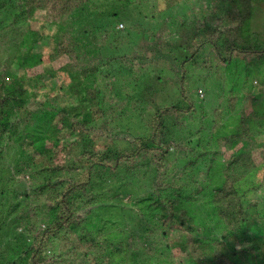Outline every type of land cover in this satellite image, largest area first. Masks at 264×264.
<instances>
[{"label":"trees","instance_id":"trees-1","mask_svg":"<svg viewBox=\"0 0 264 264\" xmlns=\"http://www.w3.org/2000/svg\"><path fill=\"white\" fill-rule=\"evenodd\" d=\"M99 2L97 4L106 11L103 13L111 19L107 27L112 31L102 28L103 33H97L91 27L88 30L89 17L93 18L97 10L96 0H0V51L8 54L7 63L0 65V234L5 227L16 231L23 227L21 221L36 214L32 208L22 211L26 206L20 197L27 200L30 194L43 196L45 191L60 187L61 180L49 178L68 167L59 162L62 156L67 157L79 149L78 162H90V172L93 167L97 169L89 179L93 191L99 189V193L86 203L99 212L114 211L121 217L131 211L129 204H135L138 211L133 228L136 231H129L116 241L109 234L100 235V225H97L95 234L91 235L84 226L92 207L72 214L65 213L60 205L46 204L45 210L55 214V221L65 231L66 242L67 234L80 233L73 235L71 247L64 252L69 259L52 257L47 264H125V260L127 264H148L153 256L157 264H168L167 254L176 255V249L172 242L165 241L177 224L186 232L199 233L187 239V244H199L210 238L211 230L216 234L223 230L222 219L234 225L218 241L223 252L199 259L196 264H245V261L246 264H264V260L251 259L250 255L242 259V249L238 247L244 246L249 253L264 249V196L260 195L264 191V155L260 150H250L240 140L251 127H264V94L246 90L250 80L264 75V41L251 44L246 35L253 28L255 13L260 7L264 9V0H193L188 14L178 19L179 33L165 36L166 40L184 39L179 50L186 54L178 56L164 52L161 45L146 42L134 45L131 52L124 51L128 40L122 30H117V24L124 17L130 23L128 30L142 35L141 20L145 17L134 19L133 12L138 16L140 13L131 7L142 0ZM179 3L180 0H171L167 7ZM196 4L202 5L200 11L207 14L199 15ZM36 22L41 23L37 30L33 28ZM119 27H123L122 24ZM120 42L122 49L116 53ZM205 42L217 50L218 56L225 57L227 52L230 57L222 58L220 63L225 66L229 82L225 113L234 116L236 121L238 117L237 127L231 134L223 128L212 132L208 111L211 105L201 103L213 86L207 81L200 82L195 76L196 70L206 71L208 66V61L203 60L206 57L200 54ZM45 49L49 51L44 55ZM140 52H148L150 56L143 58ZM157 67L169 82L159 83L162 78L157 77L161 76L156 72ZM13 69L15 72L11 71ZM28 76L31 79H27ZM59 77L63 80L57 86L55 80ZM194 85L195 95L189 97ZM168 88L175 89V101L163 110L156 107L151 117H146L144 106H154L156 98ZM39 92L40 98L37 97ZM106 104L109 105L107 111L102 107ZM110 113H114L111 119H104ZM146 119L149 138L133 136L135 122ZM114 121L123 123L110 132L115 133L113 138L108 139L105 133L99 134L98 139L89 137L94 124L113 125ZM27 128L41 130L36 141L27 136ZM101 136L108 145L122 141L135 144L138 150L134 155L144 163L128 164L125 153L112 147L99 157L111 163H97L93 160L96 156L93 149ZM70 137L76 139L72 143H61ZM170 150L181 155V159L172 162L179 175L164 184L160 176L154 174L152 191L147 196L136 197L138 176L145 175L137 169L153 163L159 168V162ZM7 152L15 154L10 169L12 175L26 167L40 165L32 175H44L46 180L39 188L13 190L12 202L6 201L8 193L3 187L2 174L7 163L2 162V155ZM121 168L123 172L119 171ZM179 184H183V189L175 187ZM229 195H236L240 200L235 202L234 208L218 209L220 217L213 215L214 202ZM202 196L200 214L192 217L188 212L191 209L185 205L195 208ZM97 200L121 203H97ZM154 220L159 221L160 228L156 240L150 239L157 233L152 226ZM194 224H204L211 230L202 232L194 228ZM24 230L30 231L31 226ZM36 236L43 247L47 243L45 235L37 232ZM2 239L0 235V241ZM13 240H19L25 248L20 258L10 259L7 264H22L23 257L32 253L33 245L22 237H13ZM158 244L161 246L157 247ZM183 248L177 245L178 251L182 252ZM93 252L96 254L90 255ZM3 257L0 250V264ZM30 264H38L37 253H33Z\"/></svg>","mask_w":264,"mask_h":264},{"label":"clouds","instance_id":"clouds-1","mask_svg":"<svg viewBox=\"0 0 264 264\" xmlns=\"http://www.w3.org/2000/svg\"><path fill=\"white\" fill-rule=\"evenodd\" d=\"M132 8H135L139 11L140 15H136V12H133V18L137 20H141V16L148 17L146 20H141L146 27L150 26V30L152 32L156 31V28L159 27L161 21L168 16L172 17V23L170 25V32L174 33L176 22L181 18V12L177 11V8L182 9L183 13L186 15L189 12V9L193 7V0H190L189 3L185 4L183 2L179 3L176 7L166 8L161 0H142L139 5L133 4ZM197 12L199 15H206V12H201L200 9L202 5H195ZM261 26L264 27V15H261L259 18ZM255 23V22H254ZM132 35L127 38L129 41L127 44L123 46L124 51H131L132 47L136 44L139 39V32L135 30H131ZM175 38V37H174ZM199 43V41H197ZM200 54L206 57L208 61L207 70H196L195 76L198 78L200 82L207 81L210 85H213L210 89H208L206 97L201 101V103L210 104L212 108L217 106V97L221 96V89L224 85V70L225 66L220 63L222 58L227 57V52H225V57H220L217 54V50L213 49L211 45L206 42L203 43V47L200 49ZM230 58V57H227ZM238 63V61H235ZM238 73V69L235 70ZM192 75V73H190ZM206 77V79H204ZM239 79V75L235 77ZM264 89V75H260L252 80H250L247 84L246 90L257 93L258 91ZM239 93V89L237 90ZM188 93H186L187 95ZM195 95V85L193 90L190 91V96ZM177 98V93L175 89H169L165 93L160 94L155 101V105H146V117H151V114L155 111L156 107L163 110L166 107H169ZM222 103V101H221ZM102 107L107 108L109 105H103ZM131 110V109H130ZM222 111L227 112L226 109H222ZM114 113H110L104 117V119H111V116ZM238 117L234 128L229 129L227 134H231L237 127ZM123 121H114L113 127L122 124ZM133 136H140L145 139L150 136V127L147 119L145 121H136L135 127L132 129ZM221 135H225V133H221ZM76 138L70 137L65 141H61L64 143H72ZM246 146L249 147L250 150L253 148L261 151V155H264V127L256 128L255 126L251 127L248 131L247 135L242 136L240 139ZM6 142V140H5ZM47 142V141H45ZM109 147L120 150L125 153L128 157V164H139L144 163L143 160L139 159L134 155V151L138 150L137 146L130 141H122L115 142L112 145H108L103 137L101 136L100 142L94 147L93 151L96 153V156L93 157L97 163L108 164L111 163L107 160H100L99 157L105 153ZM14 152L18 151L17 149L13 150ZM80 155L79 149H76L67 157H63L61 163L67 165L68 167L61 173H59L56 177H50L49 179L61 180L62 184L60 187L55 188L54 191L47 190L44 192L43 196H33L30 194L29 199L23 200V197H20L21 202L26 206L22 211H27L28 208H32L35 210V215L31 217L29 220L21 221L23 227L17 229L16 231H12L11 229L5 227V230L2 234L3 239L0 241V246L3 247L6 254L3 257V264H7L8 260H16L21 257V253L24 251V245L18 240H13V237H22L24 241L28 244L33 245L32 253H29L28 256L23 257L22 264H30L31 257L33 253H37L38 264H47L50 258L52 257H60L61 259H69L63 255L64 252L71 247L73 241V235L78 236L80 233L77 231L75 234H67V242L65 240L66 233L61 228L54 217L55 214H50L45 210L46 204H54L60 205L64 208L65 213L79 214L83 211L84 207H92V204L86 203V201L99 193V189L97 191H93L90 182V175L95 173L97 170L95 167L89 170V163H80L78 162V157ZM14 157L10 156L7 165L3 170V187L6 189L8 196L6 197V201L9 202L11 200L12 191L15 189H19L21 192L25 190V188H39L43 186L46 182L45 176H33V171L37 170L40 165L29 166L24 168L19 174L12 175L10 169L14 165ZM181 159V155L178 151L170 150L168 151V155L165 156L163 160H161L160 167L157 168L156 164H150L147 167H140L137 169L139 173H143V177L138 176V183L135 186V195L136 197H144L147 196L152 191L151 178L152 176L159 175L161 182L167 184L174 180L175 175H179V170L173 167L172 162L175 160ZM121 163H125L124 160H121ZM119 171L123 172V168L119 169ZM10 175L12 176L9 179ZM219 183V181H218ZM177 188L183 189V184L175 185ZM103 191H107L104 189ZM190 191V189H189ZM110 194V193H109ZM213 195V194H212ZM260 195L264 196V191L260 193ZM240 200L236 195H229L225 197L222 201L214 202L216 204V210L212 213L213 215H218V209H229L234 208L235 202ZM204 197H200L199 203L195 206V208H191V206L185 205V208L191 209L189 215L192 217L200 214L198 209L203 205ZM12 202V200H11ZM131 202V199L129 200ZM97 203H121V201L116 200H97ZM7 207V204L5 205ZM262 207H264V203H262ZM131 211L126 212L123 215V220L121 219L118 222V227L123 229L122 237L127 236L130 229L135 226L137 214L136 208L129 207ZM220 217V216H219ZM224 224L223 230L216 234L213 230L209 229L206 225H196L194 224V228H199L201 231L210 232V238L206 241H201L199 244L192 243L187 244V239L189 236L195 238L199 235L196 231L186 232L184 231L179 224L174 231L170 232L168 238L165 242H172V246L176 249V255L167 254L168 264H196L197 260L205 259L209 257H213L216 253L223 252V248L220 247L218 241L222 234L227 233L231 230L234 225L230 224L226 219H222L220 221ZM31 226L30 231H25L24 229ZM152 226L157 229L156 235L150 237V239L156 240L158 239V233L160 231L159 221H152ZM110 230V229H108ZM42 233L45 235V239L47 243L44 244L43 247H40V238L36 236V233ZM55 233V235H53ZM34 237L35 242H34ZM102 239V238H101ZM11 244L12 250L9 251V245ZM177 245H183V251L180 252L177 250ZM161 244H158L157 247H160ZM242 251L240 255L243 259L246 255H250L251 259H261L264 260V249L253 251L249 253L244 246H238ZM96 253H91L90 255H95ZM236 251L232 253L235 255ZM125 264L127 261L125 260ZM148 264H157V258L155 256L152 257L151 260L148 261ZM246 264V261H245Z\"/></svg>","mask_w":264,"mask_h":264},{"label":"rangeland","instance_id":"rangeland-1","mask_svg":"<svg viewBox=\"0 0 264 264\" xmlns=\"http://www.w3.org/2000/svg\"><path fill=\"white\" fill-rule=\"evenodd\" d=\"M181 2L187 4V3L190 2V0H180V3ZM97 3L100 4L99 0L98 1L96 0V9L97 10L94 13L95 16L93 18H92V16L89 17L88 30L91 27L97 33L102 32L103 31L102 28L103 29L105 28L106 31L107 30L108 31H112L110 28L107 27L108 23H109V19H110L109 16L107 14L103 13L105 10H102V6L98 5ZM161 3L166 8L173 7L172 5H170L171 7H167V3L170 4L171 0H161ZM177 5L175 4L174 7H176ZM177 11L181 12V16L185 15L183 13L182 9L177 8ZM261 15H264V9L263 8L261 9V7H260L258 9V11L255 13L254 17H253L254 20H253L252 26H251L253 28H251V30H249V32L246 33V35L249 36L251 44H252V42L259 43V42L264 41V27L261 26V23L259 21V18L261 17ZM147 18L148 17H145L144 20H146ZM41 19L42 18L39 19L40 22H42ZM114 21L115 20L113 19L112 22H114ZM120 21H121V23H119V24L120 25L122 24L123 27H119V24H117V30H122L123 31V33H122L123 37L125 36V38L127 39L129 37V35L130 36L132 35V33L128 30V27L130 26V23L128 24L127 19H125L124 17L121 18ZM40 22H36V23L33 24V28L35 30L40 28V25H41ZM171 23H172V17L171 16L165 17L161 21L159 27L156 28L155 32H152L150 30V26L146 27L142 23V26H141L143 28L142 35L141 34L139 35V39L137 40L135 45H138L139 43H144V42H146L147 44H152V45L156 43L158 45H161V47L164 49V52L165 51H169L174 56H178V55H181V54L182 55L186 54V53H183V52H181L179 50V45H180L181 42H184V39H181L179 37H176V38L172 37V38H169L168 40H166V38H165L166 34H168V33H170V35L173 34V32H170V30H169ZM177 23H178V21L176 22V27H175L174 33L175 32L179 33V31L177 30ZM127 24H128V27H127ZM125 26H126L127 29H125ZM105 30H104V32H105ZM44 32L45 31H43V33ZM105 41L107 42V40H105ZM128 42L129 41H127V43ZM117 46L118 47H116V53L122 49V43L120 42L119 44H117ZM167 48H168V50H167ZM48 51H49L48 49H45L43 51V54L44 55L47 54ZM103 52L105 53V50ZM140 54L143 56V58L150 56L148 54V52H145V53L144 52H140ZM165 56H166V53H165ZM4 57H5V61H4ZM7 57H8L7 52L1 50L0 51V65H2L5 62L7 63V59H6ZM203 60L205 62L207 61L206 58L203 59ZM207 67H206V70H207ZM11 71L15 72L14 69L11 70ZM158 71L160 72V67H157L156 72H158ZM166 71H168L167 68H166ZM160 74H161V76L156 74L157 77H161L162 78V82H159L160 84H163V81L169 82V79H166L167 76L162 75L163 73H161V72H160ZM31 76H33V75H31ZM31 76H28L26 78L27 79H31ZM239 79H236V81H238ZM61 80H63L62 77L56 78L55 82H56L57 86L59 84H61ZM223 80H224V85H223V88L221 89V96L217 97V106L215 108L210 107V109L208 110L209 111V120H210V122H212V124L210 125V128L212 129V132L220 130V128H223L222 130L224 132H228V130L234 128V126L236 124V118L234 116H230L229 114L225 113V111H222V109H224V106H225L224 105V103H225L224 101H225L226 93L228 91V84H229L225 70H224ZM50 83H52V82H50ZM230 83H231V80H230ZM169 89H171V88H168L167 90H169ZM40 92L38 93V96H37L38 98H40ZM258 92H263L261 94H264V89H262V90H260ZM50 94L52 95L54 93L50 92ZM203 94L204 93H202L201 95H203ZM34 100H35V102L38 101V99H34ZM221 101H222V103H221ZM91 127H92V133L89 134V137H91L93 139H98L99 138V134H101V133H105V135L108 136V139L114 137L115 133L114 132L110 133V132L113 129H115V127H113L110 124L104 125V124L100 123V124H97V125L94 124ZM40 132H41V130H39V129L38 130H33V129H30V128H27V131H26L27 136H30L33 141H36V139H37V137H38ZM10 156L14 157L15 154L12 153V152L4 153L2 155V162L7 163V161H8ZM136 204H137V206H139L138 203H136ZM129 205H132V206H130L132 208H136V214H137L138 210H137L136 205L135 204H129ZM128 210H131V209L129 208ZM120 219L122 221L123 217H121L119 214L115 213L114 211L99 212V211H97V209L95 207H92L91 214L87 217V221H86V224L84 226V230L85 231L89 230L90 234L94 235L95 234L94 227L97 226V225H100V226H98L100 228V230L98 229V233L100 231V235L109 234V236L111 238L113 237L114 240L117 241L119 239L124 238V236L122 237L123 229L119 228L118 225H117ZM108 229H110V230H108ZM129 231L130 232H135L136 229L132 228ZM0 250L3 251V255L5 256L6 252H5V250L3 249L2 246H0ZM8 250L11 251L12 249L9 247ZM63 255H64V253H63ZM117 264H119V263H117Z\"/></svg>","mask_w":264,"mask_h":264}]
</instances>
